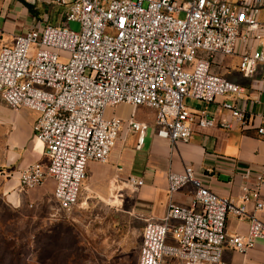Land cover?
<instances>
[{
	"label": "built area",
	"instance_id": "2783aa9c",
	"mask_svg": "<svg viewBox=\"0 0 264 264\" xmlns=\"http://www.w3.org/2000/svg\"><path fill=\"white\" fill-rule=\"evenodd\" d=\"M25 1L45 6L47 15L60 11L59 21L31 27L1 49L0 97L13 109L37 112L33 133L47 163L22 169L20 186L52 179L57 213L76 210L89 162L108 160L124 124L141 148L149 125L135 120L138 107L155 111V135L172 146L235 123L264 135V114L255 126L238 103L244 89L212 69L220 57L239 54L240 73L251 76L260 68L264 76V0ZM73 21L79 31L65 25ZM185 98L216 103L230 118L191 109ZM120 104L134 109L128 119L106 115ZM167 184L170 195L193 185L194 201H170L161 221L144 219L137 264H224L225 247L246 253L264 241V221L255 216L245 235L225 232L229 213L246 215L245 202L263 208L264 174L243 187L241 206L205 187L192 165L169 171Z\"/></svg>",
	"mask_w": 264,
	"mask_h": 264
},
{
	"label": "crops",
	"instance_id": "0c3cea01",
	"mask_svg": "<svg viewBox=\"0 0 264 264\" xmlns=\"http://www.w3.org/2000/svg\"><path fill=\"white\" fill-rule=\"evenodd\" d=\"M59 12L54 10L51 15H47L45 6L38 8L25 0H0V51L4 46H13L16 37L31 27L59 21ZM239 61V54L220 57L212 69L244 89L238 103L258 126L264 114L263 72L259 68L251 76H244L238 70ZM184 103L194 110L230 118V114L221 110L216 103L191 98H185ZM126 107L129 105H117L107 116L114 115L126 120L134 112L130 109V114L123 115L121 112ZM150 110L152 115L148 114L146 118L138 115V109L134 112L136 121L149 125L141 148H136L138 135L129 131L124 124L108 160L104 163L89 162L82 196L92 188L106 198L111 184H123L124 188L134 189L136 198L131 214L143 223L144 228V219H163L170 201L181 206L193 203V185L188 184L170 195L167 184L169 171L179 173L185 166L192 165L205 187L219 197L230 200L235 206L243 205V187L255 185L257 175L264 174V135H258L255 127L242 130L235 123L229 130L196 132L190 141H180L172 146L169 141L155 135V111ZM36 118L37 112L34 110L26 107L13 109L0 97V199L13 209L53 200L55 183L50 178L31 189L23 190L20 186L22 169L36 162L47 163L43 144L34 138ZM246 171L250 172L248 177L245 176ZM130 178L141 180L142 184L132 183ZM260 192L262 209H257L255 201L249 200L244 203L246 215L228 214L225 222L227 236L245 235L251 216L264 221V187H261ZM196 209H200V206L197 205ZM168 242H174L171 234ZM223 263L264 264V241H259L246 253L225 247Z\"/></svg>",
	"mask_w": 264,
	"mask_h": 264
},
{
	"label": "rangeland",
	"instance_id": "374dc122",
	"mask_svg": "<svg viewBox=\"0 0 264 264\" xmlns=\"http://www.w3.org/2000/svg\"><path fill=\"white\" fill-rule=\"evenodd\" d=\"M137 109L144 118L151 114ZM82 198L68 215L57 213L54 200L13 209L0 199V264H137L143 223L131 214L136 191L111 184L106 198L92 188Z\"/></svg>",
	"mask_w": 264,
	"mask_h": 264
}]
</instances>
